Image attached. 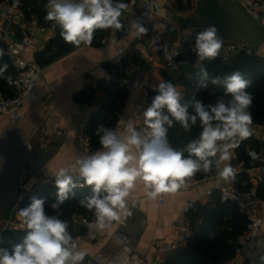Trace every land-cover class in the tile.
<instances>
[{
	"label": "crops",
	"instance_id": "crops-1",
	"mask_svg": "<svg viewBox=\"0 0 264 264\" xmlns=\"http://www.w3.org/2000/svg\"><path fill=\"white\" fill-rule=\"evenodd\" d=\"M151 2L158 10L160 18L171 25L169 34L172 41L177 45L183 44L191 29L181 30L177 15L184 14L183 9L192 3L195 4V0ZM119 19L122 27L106 28V34L99 45L93 46L83 42L71 52L40 67L32 76L33 95L24 103L19 118L12 119L9 112L0 111V137L16 123L27 141L26 151L45 158L44 162L36 167L35 173L29 172L26 166L20 169L18 182H24L26 195L34 192L43 197V186L54 182V174L60 168L67 169L74 177L78 173V158L104 150L102 147L91 150V137L88 132L90 145L81 144L75 128L80 122H89L92 115L107 100L100 83L113 82L109 80L110 74L117 73L121 78H126L128 75H134L138 67L143 71L139 84L131 88L119 86L126 90L122 110L126 111L127 118L119 135L125 142L130 134L126 130L129 124L134 129L146 128L143 112L139 117L136 113L139 108L144 111L148 93L154 96L158 94L155 87L161 80L180 87L182 97L185 95L187 87L181 83L180 77L192 76L191 63L180 62L176 68L171 69L165 66L162 59L141 57L150 46L149 31L142 33L133 27L134 22L143 24L131 14L122 12ZM0 23H6L1 15ZM10 31L13 36L21 37L20 25L10 26ZM53 35L39 34V37L47 43ZM257 54L264 56V43L257 50ZM197 60L198 58L195 65L199 66L201 63L198 64ZM121 111L114 129L119 123ZM254 136L260 141L259 151L264 152V134L258 132ZM130 153L133 156L139 154L134 146H130ZM213 158L217 167L215 172L200 180L195 174L191 175L196 182L175 192L165 193L166 203L163 205L150 199L148 193L151 189L146 187L141 178H137L125 198V207L118 209L119 218L107 222L103 229H90L89 225L95 223L96 219L86 221L82 216H76V220L88 228L85 241L79 236L77 250L89 253L92 257L97 256L106 264H157L162 254L154 243L157 239L171 241L178 238L180 228L175 224L183 218L188 219L187 202L229 184V176L220 175L225 166L230 165L237 176L244 165V162L238 161L237 158L221 161L219 153ZM245 190L255 193L252 186ZM17 208L15 197L12 206L6 208L0 220L10 223L14 222L15 218L20 219ZM186 243L187 240L184 246ZM249 244L252 251L241 256L235 253L221 264H264V216L261 228L250 236ZM235 257L239 260L238 263L231 261Z\"/></svg>",
	"mask_w": 264,
	"mask_h": 264
},
{
	"label": "clouds",
	"instance_id": "clouds-1",
	"mask_svg": "<svg viewBox=\"0 0 264 264\" xmlns=\"http://www.w3.org/2000/svg\"><path fill=\"white\" fill-rule=\"evenodd\" d=\"M48 6L46 19L55 22L63 40L73 45L91 43L95 29H120L119 17L127 7L113 0H49ZM132 26L146 32L136 22ZM222 48L223 38L215 26H208L196 34L193 51L198 64L214 60ZM6 68L7 65L0 73ZM200 75L198 86L207 87L208 74L203 67ZM211 83L222 86L230 99L222 97L214 105L193 100L189 112V105L180 103V87L161 80L155 87L158 94L143 111L146 125L143 134L129 124L126 130L130 134L125 142L111 129L101 126L97 130L98 135L102 133L100 144L104 150L76 160L79 177L91 188V195L79 201L81 206L94 210L96 222L89 225L90 229H103L107 222L119 218L118 209L125 207V198L137 178L152 189L148 193L150 198L175 192L183 186L186 177L199 170L208 171L212 164L210 157L219 153L221 161L230 160L234 149L251 136L253 120L249 109L253 97L247 91L250 81L237 71L214 77ZM174 121L186 132L197 121L202 128L199 138L183 150L172 148L167 139L168 128ZM130 146L137 149L138 156L130 153ZM251 155L260 158L258 153ZM220 175L228 177L235 173L228 165ZM54 185L57 200L51 207L56 210L70 195H75L76 183L67 169L60 168L54 174ZM44 204V198L32 197L28 206L19 209L18 216L27 233L11 250L0 248V264H82L86 253L77 250V242L69 233L67 222L57 215L47 214Z\"/></svg>",
	"mask_w": 264,
	"mask_h": 264
},
{
	"label": "trees",
	"instance_id": "trees-1",
	"mask_svg": "<svg viewBox=\"0 0 264 264\" xmlns=\"http://www.w3.org/2000/svg\"><path fill=\"white\" fill-rule=\"evenodd\" d=\"M3 0H0V2ZM114 3L128 4L129 0H113ZM47 0H22V9L25 20H30L33 16L39 18L42 23H46V14L50 10ZM124 10V9H123ZM122 10V12H123ZM121 12V13H122ZM106 34V28L94 30L90 45L96 46L101 43ZM0 69L7 65L6 70L0 73V91L8 96L15 94L14 80L17 72L7 54L6 44L0 39ZM197 55L192 54L190 58L191 73L190 78L183 75L180 77L187 90L181 97V105L188 104L189 112L192 111L191 101L200 100L205 105L215 104L220 98L230 99L224 93V88L219 85H213L211 79L217 76H227L234 72H240L244 79L250 81V87L247 91L253 97V103L249 109L252 114L251 124L264 125V56L257 53H247L240 51L235 54L229 62L223 61L219 56L214 60H205L199 66L195 65ZM203 67L208 74L205 81L207 87H199L201 81L200 68ZM100 88L105 92L107 100L90 118L87 126V132L91 137V150L95 151L101 147L100 135L97 130L103 126L107 129H114L118 121L119 113L126 99V90L117 84L108 81H102ZM167 127V125H166ZM202 131L200 122L192 126L190 131H185L179 123H173L168 128L167 139L170 140L172 148L183 150L191 141L197 140ZM260 141L255 136L240 143L235 149L237 160L248 165V150L258 151ZM187 155V153H185ZM212 164L208 171H196L197 179H204L217 170L213 157ZM247 181V175L240 173L235 177V185L242 189H247L250 184ZM43 197L36 193H28L23 201L18 205L20 208L26 207L31 203L32 197L45 199V212L49 215H57L68 224V231L72 237L79 242V236L85 234L88 230L84 223L78 222L76 216H82L86 221L96 219L94 210H89L80 205L79 201L86 196L91 195V188L87 185L81 188H75V195H70L60 207L53 210L51 205L57 200V189L54 182L46 183L43 188ZM259 197L264 199V183L256 189ZM187 217L192 225L193 233L187 240L186 245L179 250L172 251L163 264H221L223 260L235 255L238 247V239L247 230L249 219L245 213L240 211L233 201L223 199L219 189L212 191L211 199L205 204H199L196 209H190ZM27 229H4L0 234V248L12 249V246L23 240Z\"/></svg>",
	"mask_w": 264,
	"mask_h": 264
},
{
	"label": "built area",
	"instance_id": "built-area-1",
	"mask_svg": "<svg viewBox=\"0 0 264 264\" xmlns=\"http://www.w3.org/2000/svg\"><path fill=\"white\" fill-rule=\"evenodd\" d=\"M49 3V0H47ZM79 2V0H77ZM248 12L252 14L262 25H264V0H241ZM49 5V4H48ZM195 4H190L183 9L184 14L192 11ZM50 9V8H49ZM125 14H131L136 17L146 30L149 31L150 46L141 54V57H151L155 60H164L167 68H176L180 62H190L195 44L196 34L204 29V27L192 28L181 45L175 44L170 36L171 25L159 16L158 10L153 6L151 0H129L127 7L123 10ZM0 15L3 16L6 23H0V39L6 44L7 54L12 62L17 76L14 80L15 94L8 96L0 91V111L9 112L12 119H17L21 116V109L24 103L32 97L33 90L31 87L32 76L40 70L39 65L35 60V52L42 49L46 41L39 37V34L53 35L58 25L53 21L42 23L38 17L33 16L30 20H25L22 0H3L0 2ZM18 24L21 26V37L13 36L10 31V26ZM240 51L252 53L251 46L244 41L223 40V48L220 50L219 57L223 61H230L232 57ZM143 71L140 67L134 75H128L126 78H121L117 73H112L109 80L115 82L118 86L133 87L139 84L143 78ZM154 95L148 93L145 98L143 110H145L152 102ZM142 108L137 110L136 116L139 117L142 113ZM127 113L121 111L119 123L113 130L118 136L121 134L122 125L126 121ZM88 121L80 122L75 128L76 135L81 144L90 145L89 135L87 133ZM143 134L142 129H135ZM251 136L258 132L264 134V125L251 124ZM169 145L172 147L170 140ZM251 153H258L260 158L255 159ZM248 165L241 166V173L247 175L246 183L254 189V194L247 192L245 189L235 185V175H230V183L220 187L221 196L223 199H228L234 202L240 211L245 213L249 219L247 230L238 239V247L236 255L241 256L245 252L252 251V246L249 244V238L255 230H259L263 223L264 216V199L259 197L256 189L264 183V152L248 150ZM237 158L235 149L234 155L231 157ZM76 188L84 187V180L77 173L74 176ZM196 181L189 177L184 179V184L181 188H186L193 185ZM24 182H18V195L16 196L17 207L23 201L26 193L24 191ZM179 188V189H181ZM152 190V189H151ZM150 190V191H151ZM212 191L198 196L195 199L187 202V207L196 209L199 204H205L211 199ZM153 201L163 205L166 203L165 193H160L156 198H150ZM114 220H111L113 222ZM180 228L179 236L176 240L165 241L157 239L154 243L155 247L161 252L162 258L157 261V264H163L167 256L172 252L184 247V242L189 239L193 233V228L188 219L183 218L176 224ZM26 226L22 223L18 229H24ZM82 241H85L86 235L80 236ZM237 257V256H236ZM232 258L231 261L238 263L237 258ZM91 264H106L99 257H93L90 260Z\"/></svg>",
	"mask_w": 264,
	"mask_h": 264
},
{
	"label": "water",
	"instance_id": "water-1",
	"mask_svg": "<svg viewBox=\"0 0 264 264\" xmlns=\"http://www.w3.org/2000/svg\"><path fill=\"white\" fill-rule=\"evenodd\" d=\"M177 21L181 30L215 26L223 40L247 42L254 53L264 43V25L248 12L241 0H195L192 11L177 15ZM82 43L73 45L64 41L57 26L45 46L35 52V60L42 68ZM26 147L27 141L16 123L0 137V217L18 194L20 169L26 166L29 172L35 173L36 167L45 160L28 153ZM92 258L86 253L82 264H91Z\"/></svg>",
	"mask_w": 264,
	"mask_h": 264
},
{
	"label": "rangeland",
	"instance_id": "rangeland-1",
	"mask_svg": "<svg viewBox=\"0 0 264 264\" xmlns=\"http://www.w3.org/2000/svg\"><path fill=\"white\" fill-rule=\"evenodd\" d=\"M21 226H22L21 219L16 220V218H15L14 222H10V223H3V221L0 220V234L6 228L16 229V228L21 227Z\"/></svg>",
	"mask_w": 264,
	"mask_h": 264
}]
</instances>
